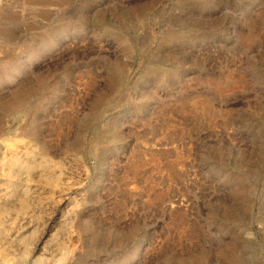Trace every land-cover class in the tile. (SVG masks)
Instances as JSON below:
<instances>
[{
  "label": "rangeland",
  "instance_id": "rangeland-1",
  "mask_svg": "<svg viewBox=\"0 0 264 264\" xmlns=\"http://www.w3.org/2000/svg\"><path fill=\"white\" fill-rule=\"evenodd\" d=\"M0 264H264V0H0Z\"/></svg>",
  "mask_w": 264,
  "mask_h": 264
}]
</instances>
